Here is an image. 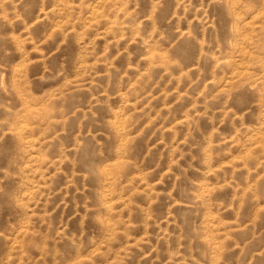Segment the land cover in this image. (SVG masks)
Returning <instances> with one entry per match:
<instances>
[{"label": "rangeland", "instance_id": "1", "mask_svg": "<svg viewBox=\"0 0 264 264\" xmlns=\"http://www.w3.org/2000/svg\"><path fill=\"white\" fill-rule=\"evenodd\" d=\"M0 264H264V0H0Z\"/></svg>", "mask_w": 264, "mask_h": 264}]
</instances>
